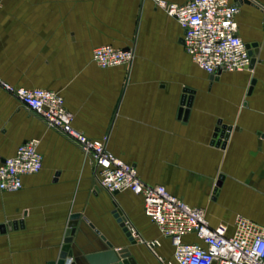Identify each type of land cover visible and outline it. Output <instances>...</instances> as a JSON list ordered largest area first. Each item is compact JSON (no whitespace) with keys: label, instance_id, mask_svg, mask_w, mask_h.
I'll return each instance as SVG.
<instances>
[{"label":"crops","instance_id":"obj_1","mask_svg":"<svg viewBox=\"0 0 264 264\" xmlns=\"http://www.w3.org/2000/svg\"><path fill=\"white\" fill-rule=\"evenodd\" d=\"M249 1L238 5L237 34L256 45L255 64L211 78L184 51L178 23L153 0H0V80L59 93L75 129L106 137V149L143 182L201 210L211 227L223 224L230 236L237 216L264 226V0ZM101 46L133 50L130 66L98 67L92 51ZM183 96L191 97L185 117ZM219 122L229 132L217 146ZM32 139L41 171L23 176L18 191H0V264L55 263L73 215L65 261L88 264L86 255L106 248L100 236L115 250L128 247L136 264L172 261L170 241L145 216L142 198L95 189L90 160L0 85V158ZM117 211L141 240H159L163 263L143 242L131 245ZM183 241L204 246L194 235Z\"/></svg>","mask_w":264,"mask_h":264},{"label":"built area","instance_id":"obj_2","mask_svg":"<svg viewBox=\"0 0 264 264\" xmlns=\"http://www.w3.org/2000/svg\"><path fill=\"white\" fill-rule=\"evenodd\" d=\"M153 2L178 23L183 31L184 51L208 75L214 77L223 72L249 69L251 56L246 43L237 34L239 7L236 1L188 0L182 5L163 0ZM133 58L134 52L130 49L101 46L92 51V61L102 69L129 67ZM0 85L26 111L74 144L90 160L95 189L103 190L111 197L129 191L142 198L145 216L170 241L173 258L165 264H264V226L237 216L230 236L223 224L211 227L201 210L185 204L163 186L143 182L133 165L106 149V137L91 139L75 129L73 114L66 109L59 93L39 88H14L1 80ZM261 141L264 145V132ZM38 145V140H28L17 147L12 157L0 158V191H18L23 176L41 171L43 157ZM117 213L130 237L143 242L163 263L155 252L160 247L159 240H141L124 215ZM186 235H194L204 246L184 242ZM71 263L70 258L64 262Z\"/></svg>","mask_w":264,"mask_h":264},{"label":"water","instance_id":"obj_3","mask_svg":"<svg viewBox=\"0 0 264 264\" xmlns=\"http://www.w3.org/2000/svg\"><path fill=\"white\" fill-rule=\"evenodd\" d=\"M238 1L236 5H239L240 3H250L249 0H234ZM183 42V41H182ZM246 48L248 49V53L251 56V62L249 68H252L253 65L255 64V55L257 54V49L255 44L251 45H246ZM213 78V76H210ZM190 100L191 97L186 101L185 97H182V102L181 106L182 108L179 111V115L185 117L187 114V109L190 106ZM184 105H186V109H183ZM229 129L225 125H222L220 122L218 123V127L215 129L214 135H213V143L215 145L219 146L221 144V139L223 138L226 140L228 136ZM224 143H222L223 146ZM117 218H119L118 213H116ZM77 215H73L71 217V221L68 225V230L66 232V239H65V245L62 248L61 255L59 259L52 264H64L66 257H71L72 253L69 249V244L72 240V237L76 231V219ZM119 220L120 226L123 229V232L125 233V236L127 237L128 241L131 243V245L135 244V240L130 237V234L127 232L126 228H124L123 223H121V220ZM15 228V224L12 225ZM5 227L0 226V232H4ZM97 234H99L98 231H95ZM101 239L105 242V249L102 251H99L95 254H89L85 256V260L87 261L88 264H136L135 259L131 256V252L128 247H122L118 249H114L113 245L109 242L106 241V239L103 236H100ZM71 264H76L75 262Z\"/></svg>","mask_w":264,"mask_h":264}]
</instances>
